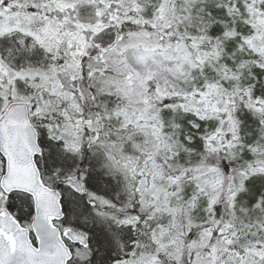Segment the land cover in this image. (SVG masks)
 <instances>
[{
	"label": "snow or ice",
	"instance_id": "1",
	"mask_svg": "<svg viewBox=\"0 0 264 264\" xmlns=\"http://www.w3.org/2000/svg\"><path fill=\"white\" fill-rule=\"evenodd\" d=\"M0 264H264V0H0Z\"/></svg>",
	"mask_w": 264,
	"mask_h": 264
}]
</instances>
